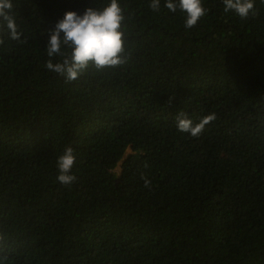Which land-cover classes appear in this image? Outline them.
<instances>
[{
  "label": "trees",
  "instance_id": "obj_1",
  "mask_svg": "<svg viewBox=\"0 0 264 264\" xmlns=\"http://www.w3.org/2000/svg\"><path fill=\"white\" fill-rule=\"evenodd\" d=\"M151 2L118 0L125 63L73 81L50 35L110 0H12L18 40L0 19V264H264V0H202L191 29ZM181 112L216 120L193 138Z\"/></svg>",
  "mask_w": 264,
  "mask_h": 264
},
{
  "label": "clouds",
  "instance_id": "obj_2",
  "mask_svg": "<svg viewBox=\"0 0 264 264\" xmlns=\"http://www.w3.org/2000/svg\"><path fill=\"white\" fill-rule=\"evenodd\" d=\"M223 4L226 13L234 12L243 20L255 15V0H223ZM165 6L172 12L177 10V4L173 3V0H167ZM149 7L158 12L160 0H152ZM178 7L186 14L184 24L186 29L195 27L206 14L202 0H179ZM12 8V0H0V19L6 23L9 38L18 40L20 33L11 15ZM124 19L118 0H110L109 5L100 11L88 8L82 16L75 12H67L50 35L47 47L49 60L45 67L64 76L68 81H73L90 64L97 70H103L125 63L124 33L121 31ZM2 43L3 40H0V44ZM62 45L71 49V55L65 56L62 63L54 64L52 58L64 56ZM215 120L216 115L212 113L202 117L199 123L193 125L192 120L181 112L176 117V125L179 132L198 138L203 134L206 126ZM75 160L74 149L70 146L66 147L57 159L58 183L70 186L76 181V176L71 174ZM141 179L145 181V187H150L151 181L146 176L142 175Z\"/></svg>",
  "mask_w": 264,
  "mask_h": 264
}]
</instances>
